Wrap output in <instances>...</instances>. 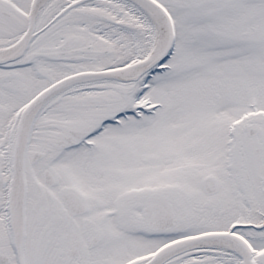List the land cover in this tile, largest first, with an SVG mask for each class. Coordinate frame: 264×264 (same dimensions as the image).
Wrapping results in <instances>:
<instances>
[{
	"label": "snow or ice",
	"instance_id": "1",
	"mask_svg": "<svg viewBox=\"0 0 264 264\" xmlns=\"http://www.w3.org/2000/svg\"><path fill=\"white\" fill-rule=\"evenodd\" d=\"M0 264H264V0H0Z\"/></svg>",
	"mask_w": 264,
	"mask_h": 264
}]
</instances>
